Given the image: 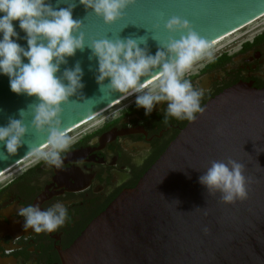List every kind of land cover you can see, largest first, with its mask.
I'll use <instances>...</instances> for the list:
<instances>
[{"label":"water","instance_id":"1","mask_svg":"<svg viewBox=\"0 0 264 264\" xmlns=\"http://www.w3.org/2000/svg\"><path fill=\"white\" fill-rule=\"evenodd\" d=\"M50 2L57 10L76 5L72 15L82 22L85 42L58 73L77 62L84 73V88L62 104L59 128L66 133L128 96L112 91L108 79L97 83L98 61L89 59L93 40L138 39L155 55L170 36L181 35L165 28L174 16L187 20L210 44L264 16V0H136L109 25L79 0ZM13 25L20 36L16 42L27 48L19 22ZM33 103H38L35 97L13 93L9 78L0 74V126L9 118L22 119L28 129L15 154H6L0 144V176L49 145L47 128L32 124ZM203 108L138 184L87 226L63 254L64 264H264V88L239 83ZM229 158L245 165L250 181L247 198L235 203H223L219 193L208 194L198 181L212 161Z\"/></svg>","mask_w":264,"mask_h":264},{"label":"clouds","instance_id":"2","mask_svg":"<svg viewBox=\"0 0 264 264\" xmlns=\"http://www.w3.org/2000/svg\"><path fill=\"white\" fill-rule=\"evenodd\" d=\"M79 2L110 25L121 19L136 0ZM75 6L70 3L57 10L50 0H0V74L9 78L13 93L37 99L38 103L29 105L33 112L32 124L38 130L47 128L52 150L37 149L33 154L56 167L61 165L60 152L70 143L67 133L59 128L62 104L84 88V73L79 62L58 75L61 65L68 63L67 58L85 48L84 34L80 31L82 22L72 15ZM14 21L19 22V28L26 34L27 48L16 42L20 36L14 29ZM165 28L169 33L181 35L179 39L170 36L155 55H151L146 46L140 47L138 39L105 38L88 45L89 59L98 61L97 83L104 85L108 79L107 86L112 91L135 95V105L144 109L145 116H150L157 104L167 102L165 124L169 118L193 121L196 113L204 112L200 104L203 92L194 89L191 81L184 79V74L195 62L212 55V45L195 32L187 20L179 17L170 18ZM154 74L155 82L150 79ZM142 77L146 82H141ZM24 112L20 110L21 117ZM27 131L22 119L9 118L7 126H0V144L6 154L17 152ZM244 170V164L231 158L227 162L212 161L198 181L208 194L219 193L223 203H235L248 195L246 183L250 181ZM18 215L24 218V230L32 229L36 233L54 232L69 218L68 209L62 203L45 210L29 205L20 208Z\"/></svg>","mask_w":264,"mask_h":264},{"label":"flooded vegetation","instance_id":"3","mask_svg":"<svg viewBox=\"0 0 264 264\" xmlns=\"http://www.w3.org/2000/svg\"><path fill=\"white\" fill-rule=\"evenodd\" d=\"M211 53L184 74L203 92L201 107L239 83L264 88V26ZM135 99L69 136L60 167L35 156L0 180V264H64L63 254L87 226L138 184L189 122L169 118L165 124L167 102L145 116ZM56 203L68 209L62 227L24 230L20 208L45 210Z\"/></svg>","mask_w":264,"mask_h":264},{"label":"rangeland","instance_id":"4","mask_svg":"<svg viewBox=\"0 0 264 264\" xmlns=\"http://www.w3.org/2000/svg\"><path fill=\"white\" fill-rule=\"evenodd\" d=\"M258 26H264V17L260 18L259 20H257L256 22L250 24L249 26H247L246 28L236 32L235 34L233 35H230L229 37H227L225 40H223L222 42L218 43L216 46L214 47H211L210 51L213 52L214 50H216L217 48L219 47H222V46H227L228 44L234 42L235 40L241 38L243 36V34L245 32H247L248 30H252ZM152 86V85H151ZM147 90V89H146ZM135 95L133 97H130L126 100H124L123 102H121L120 104L112 107L111 109H109L108 111H106L104 114L98 116L96 119L92 120L91 122L89 123H86L84 124L82 127L78 128L76 131L68 134L67 136H71L72 134L76 133L77 131L85 128L86 126L96 122L97 120H99L100 118L104 117L105 115H108L109 113H111L112 111H114L115 109H117L118 107H120L121 105H124L128 100H131L132 98H134ZM48 148H51V146H49ZM48 148L42 150V151H45L47 150ZM36 155H33L32 157L28 158L26 161L22 162L21 164H19L17 167L13 168L12 170L8 171L7 173H5L4 175L0 176V180H2L4 177H6L8 174L12 173L15 169L21 167L22 165H24L25 163H27L28 161H30L32 158H34Z\"/></svg>","mask_w":264,"mask_h":264},{"label":"bare ground","instance_id":"5","mask_svg":"<svg viewBox=\"0 0 264 264\" xmlns=\"http://www.w3.org/2000/svg\"><path fill=\"white\" fill-rule=\"evenodd\" d=\"M239 31H240V30H239ZM237 32H238V31H237ZM233 34H235V33H233ZM233 34H231V35H233ZM229 36H230V35H229ZM229 36H226V37H224V38H221V39L217 40L216 42L212 43V44H211L212 47L216 46L218 43L222 42L223 40H225V39H226L227 37H229ZM152 81L155 82V81H156V78H155L154 80H152ZM149 86H151V84H150ZM133 96H134V95H128V96L124 97L122 100L118 101L116 104H114V105L111 106L110 108L104 110L103 112H101L100 114L96 115L95 117L91 118L90 120H88L87 122L83 123L82 125L91 122L92 120H94V119H96L98 116L104 114L106 111H108V110L111 109L112 107H114V106L120 104V103L123 102L124 100H126V99H128V98H130V97H133ZM82 125H80V126H82ZM80 126H78L77 128H79ZM77 128H75V129H77ZM75 129H74V130H75ZM72 131H73V130H72ZM69 133H70V132H69ZM67 134H68V133H67ZM49 146H50V145H49ZM47 147H48V146H47ZM47 147H44V148H47ZM42 149H43V148H42ZM42 149H41V150H42ZM29 158H30V157H29ZM26 160H27V159H26ZM10 170H11V169H10ZM10 170H9V171H10ZM7 172H8V171H7ZM7 172H6V173H7ZM4 174H5V173H4ZM4 174H2V175H4ZM2 175H1V176H2Z\"/></svg>","mask_w":264,"mask_h":264},{"label":"built area","instance_id":"6","mask_svg":"<svg viewBox=\"0 0 264 264\" xmlns=\"http://www.w3.org/2000/svg\"><path fill=\"white\" fill-rule=\"evenodd\" d=\"M263 17H264V16H263ZM261 18H262V17H261ZM258 20H259V19H258ZM256 21H257V20H256ZM256 21H255V22H256ZM253 23H254V22H253ZM251 24H252V23H251ZM249 25H250V24H249ZM249 25H247V26H249ZM247 26H246V27H247ZM246 27H244V28H246ZM244 28H243V29H244ZM241 30H242V29H241ZM82 126H83V125H82ZM82 126H80V127H82ZM80 127H79V128H80ZM77 129H78V128H77ZM77 129L71 131L70 133L76 131ZM70 133H68V134H70ZM68 134H67V135H68ZM47 146L49 147V145H47ZM47 146H46V147H47ZM48 147H47V148H48ZM44 149H46V148H43L42 150H44ZM31 157H32V156H31ZM25 161H26V160H25ZM23 162H24V161H23ZM21 163H22V162H21ZM21 163H20V164H21ZM18 165H19V164H18ZM18 165H17V166H18ZM17 166H16V167H17ZM14 168H15V167H14ZM11 170H12V169H11Z\"/></svg>","mask_w":264,"mask_h":264}]
</instances>
